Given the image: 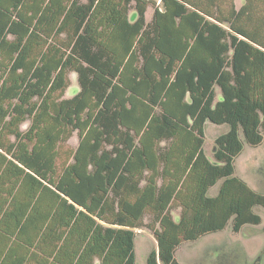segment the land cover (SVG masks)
<instances>
[{"label": "trees", "instance_id": "16d2710c", "mask_svg": "<svg viewBox=\"0 0 264 264\" xmlns=\"http://www.w3.org/2000/svg\"><path fill=\"white\" fill-rule=\"evenodd\" d=\"M263 138L264 0H0V264H134L142 228L180 264L260 224L234 160Z\"/></svg>", "mask_w": 264, "mask_h": 264}, {"label": "rangeland", "instance_id": "374dc122", "mask_svg": "<svg viewBox=\"0 0 264 264\" xmlns=\"http://www.w3.org/2000/svg\"><path fill=\"white\" fill-rule=\"evenodd\" d=\"M156 4L160 0H153ZM244 0H234L239 8ZM132 13V12H131ZM152 14L149 6L146 11L147 21ZM75 73L70 74V86L64 96L70 97L78 91ZM227 129L225 124H214L209 121L204 126L203 149L211 156L214 138ZM77 137L74 134L68 145L75 146ZM235 175L242 178L253 189L264 193V138L256 146L243 144L241 152L235 157ZM216 186L210 190L213 194ZM261 216L258 225H244L238 232H233L228 225L222 230L205 234L193 241L180 244L175 257L180 264H264V208L256 207ZM176 216L175 212L173 214ZM156 247L152 233L145 228L135 229L134 264H146V258L151 249Z\"/></svg>", "mask_w": 264, "mask_h": 264}]
</instances>
